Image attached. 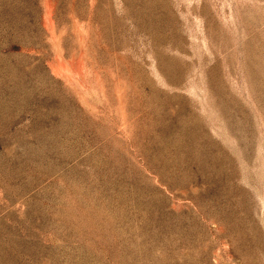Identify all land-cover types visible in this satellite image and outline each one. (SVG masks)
Wrapping results in <instances>:
<instances>
[{"label":"rangeland","instance_id":"obj_1","mask_svg":"<svg viewBox=\"0 0 264 264\" xmlns=\"http://www.w3.org/2000/svg\"><path fill=\"white\" fill-rule=\"evenodd\" d=\"M0 264H264V0H0Z\"/></svg>","mask_w":264,"mask_h":264}]
</instances>
